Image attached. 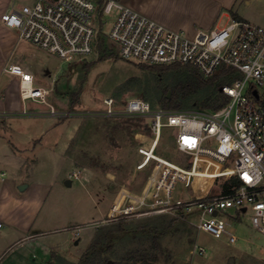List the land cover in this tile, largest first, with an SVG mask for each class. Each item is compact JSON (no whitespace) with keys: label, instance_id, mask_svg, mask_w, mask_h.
Returning a JSON list of instances; mask_svg holds the SVG:
<instances>
[{"label":"rangeland","instance_id":"obj_1","mask_svg":"<svg viewBox=\"0 0 264 264\" xmlns=\"http://www.w3.org/2000/svg\"><path fill=\"white\" fill-rule=\"evenodd\" d=\"M237 11L245 21L264 27V0H240ZM105 20L108 33L112 17ZM230 23L232 17H223L218 28ZM102 41L89 59L75 63H66L33 46L43 53L46 69L50 71L48 77L42 75L45 87L50 90L47 103L54 105L61 120L73 121V139L67 154L72 162L64 161L54 148L57 140L64 137L60 128L45 137L42 153L37 156L36 151H28L20 158L26 162L20 168V181L34 179L51 187L34 229L45 234L32 243L24 241L15 246L0 264L16 262L19 255L22 264H79L94 239L102 243L98 249L100 258L110 262L134 257L132 264H264V236L252 228L248 214L240 220L227 219L230 232L239 239L233 244L226 235L217 238L199 231L194 216L178 215L165 200L172 197L171 200L195 201L220 194L229 185L226 178L201 176L217 177L225 165L204 158L199 170H191L200 176L193 177L188 187L179 182L171 196L158 188L159 177L168 166L188 170L193 160L178 151L175 130L165 128L157 148L152 150L150 118L103 114V101L108 98L117 102L118 109L130 97L146 100L155 109L163 107L160 99L164 90L183 79L184 74L143 68L122 59L109 39ZM102 50L115 57L100 61ZM90 64L93 65L87 71ZM72 99L77 104L72 105ZM25 102L27 115L20 119L21 133L29 129L31 119L27 118L35 113L49 118L51 112L47 104ZM201 102L200 96L189 98L181 110L210 111L207 106H197ZM7 159L0 151V173L6 171ZM34 161L38 162L35 168ZM206 167L208 170L203 171ZM78 171L82 178L70 176ZM116 202L118 210H114ZM48 213L49 222L42 225ZM235 214L230 211V215ZM50 247L57 253L49 252ZM200 248L206 252L200 254Z\"/></svg>","mask_w":264,"mask_h":264},{"label":"built area","instance_id":"obj_2","mask_svg":"<svg viewBox=\"0 0 264 264\" xmlns=\"http://www.w3.org/2000/svg\"><path fill=\"white\" fill-rule=\"evenodd\" d=\"M106 17H112L108 33ZM1 20L17 33L20 42L66 63L89 59L107 38L122 59L138 64L191 66L207 79L228 71V81L220 92L229 100L218 110L155 109L146 100L130 97L122 109L113 98L105 99L103 114L150 118L152 150L157 148L165 128L175 130L178 151L193 160L190 169L168 166L159 177L158 188L171 196L179 182L188 187L193 177L200 176L191 170H199L204 158L225 165L218 171L219 176L201 177L226 178L229 192L195 201L165 199L178 215L194 216L199 231L217 238L226 235L235 244L239 239L230 232L227 219L240 220L248 214L252 228L264 236V27L234 19L225 28L200 30L190 37L157 23L121 0H35L11 9ZM3 71L20 78L22 100L49 105V92L35 87L33 76L21 65L10 63ZM50 108V114L57 116L55 108ZM230 211H235V216ZM199 252L204 254L206 250L200 248Z\"/></svg>","mask_w":264,"mask_h":264},{"label":"crops","instance_id":"obj_3","mask_svg":"<svg viewBox=\"0 0 264 264\" xmlns=\"http://www.w3.org/2000/svg\"><path fill=\"white\" fill-rule=\"evenodd\" d=\"M34 1L0 0V151L8 157L5 161L6 171L0 173V260L2 261L15 246L24 241L27 244L32 243L45 234L34 229L38 224L43 206L50 197L51 187L34 179H28V182L20 181V168L26 163L20 158L28 151L33 153L36 151L38 156L40 152L42 153L40 148H43L45 137L60 128L64 131V137L57 140L54 148L60 151L64 161L72 162L67 157L69 145L73 139L72 119L61 120V117L50 113L49 118L48 116L43 118L39 116L41 114L35 113L33 117L27 118L31 119L29 129L21 133L20 119L27 113L26 102L20 95V78L3 71L7 64L21 65L33 76L34 86L50 94L42 77V75L48 77L50 74V71L46 69L43 53L35 50L30 44L20 42L17 33L5 27L1 20L2 15L11 9ZM121 1L157 23L173 31H182L190 37L200 30L210 31L218 28L223 17L244 20L237 11L240 0ZM50 106L54 107L51 104ZM34 162L32 167L38 165V162ZM70 176L82 178L80 171L73 172ZM111 210L108 215L111 214ZM49 219L50 213L45 216L43 223L41 222L42 225L48 223ZM78 243L79 240H76V244ZM48 249L49 252L57 253L52 247ZM11 264H22L20 255L19 259Z\"/></svg>","mask_w":264,"mask_h":264},{"label":"trees","instance_id":"obj_4","mask_svg":"<svg viewBox=\"0 0 264 264\" xmlns=\"http://www.w3.org/2000/svg\"><path fill=\"white\" fill-rule=\"evenodd\" d=\"M114 57L115 55L113 53H107L106 50H102L99 60L104 61L112 59ZM92 65L93 64L87 65L86 70L89 71ZM139 65L143 68L150 69L159 73L173 70L175 72H180L184 74L183 79L176 80L173 84H171L164 90V93L160 99V102L163 105L162 108L164 109L180 111L184 108L185 101H187L189 98L196 96H200V99L202 100L201 104L197 103V106H207L210 110L220 109L229 100L228 97L221 94L220 92V87L228 81V71H221L214 77L206 79L198 70L191 66H147L143 64ZM76 96L77 95H75V97ZM75 100L76 99H72V105L77 104V100ZM149 130L151 129L149 128ZM231 182L235 183V180L233 179ZM223 192H229L228 184L224 186ZM101 245L102 243L99 239H94L89 245L87 251L83 254L79 264H109L110 261L108 259L102 257L100 258L101 255L98 249ZM133 258L134 257H129L123 261L110 262V264H132Z\"/></svg>","mask_w":264,"mask_h":264},{"label":"bare ground","instance_id":"obj_5","mask_svg":"<svg viewBox=\"0 0 264 264\" xmlns=\"http://www.w3.org/2000/svg\"><path fill=\"white\" fill-rule=\"evenodd\" d=\"M178 168H180V167H177L176 169H178ZM184 171H187V170H184ZM140 205H141V204H140ZM140 205H139V206H140ZM129 208H130V207H129ZM114 210H118V206H117V205L115 206Z\"/></svg>","mask_w":264,"mask_h":264},{"label":"water","instance_id":"obj_6","mask_svg":"<svg viewBox=\"0 0 264 264\" xmlns=\"http://www.w3.org/2000/svg\"><path fill=\"white\" fill-rule=\"evenodd\" d=\"M68 185H70V182H68ZM109 264H110V262H109Z\"/></svg>","mask_w":264,"mask_h":264}]
</instances>
